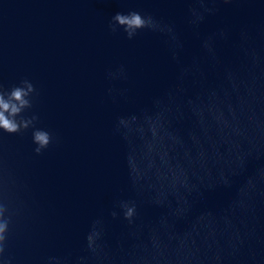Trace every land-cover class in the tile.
<instances>
[{
	"label": "clouds",
	"instance_id": "obj_1",
	"mask_svg": "<svg viewBox=\"0 0 264 264\" xmlns=\"http://www.w3.org/2000/svg\"><path fill=\"white\" fill-rule=\"evenodd\" d=\"M188 23L198 28L220 5L238 0H189ZM112 33L121 29L131 40L142 30L167 38L172 58L179 63L182 41L174 24L139 11L117 12L108 25ZM229 31L220 28L202 40V48L213 63H218L216 44L226 40ZM244 65L226 68L222 79L189 94V82L204 78L199 62L180 68L177 83L156 96L151 105L118 116L113 133L120 137L123 162L137 189L149 192L148 202L164 209L160 217L145 228L137 224L139 204L136 199H117L108 213L113 221L122 219L128 231L115 244L108 238L103 216L92 220L84 238L82 254L48 256L44 264H135L136 253H150L156 264H205L203 252L210 253V264L239 261L247 253L246 264H264L257 246L264 247V237L256 225L257 204L264 202V50L253 43L247 29L239 35ZM111 81L127 80L123 65L107 73ZM116 100L127 89L109 88ZM37 90L23 79L5 89L0 85V130L23 134L31 129L34 152L39 155L55 137L36 127L39 116L32 109ZM224 162L221 164V162ZM215 169V172L212 170ZM218 187L234 188V195L223 212L211 223L198 218L183 228L196 201L205 191ZM239 220V225L237 224ZM242 225L243 227H241ZM15 213L0 201V264H18L11 251Z\"/></svg>",
	"mask_w": 264,
	"mask_h": 264
}]
</instances>
